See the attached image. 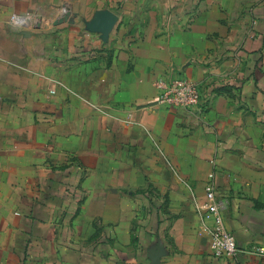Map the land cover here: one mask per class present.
<instances>
[{
	"label": "crops",
	"instance_id": "obj_1",
	"mask_svg": "<svg viewBox=\"0 0 264 264\" xmlns=\"http://www.w3.org/2000/svg\"><path fill=\"white\" fill-rule=\"evenodd\" d=\"M173 72L202 117L156 103ZM210 181L235 258L211 251ZM260 247L264 0H0V264H264Z\"/></svg>",
	"mask_w": 264,
	"mask_h": 264
},
{
	"label": "built area",
	"instance_id": "obj_2",
	"mask_svg": "<svg viewBox=\"0 0 264 264\" xmlns=\"http://www.w3.org/2000/svg\"><path fill=\"white\" fill-rule=\"evenodd\" d=\"M14 19L21 21L20 15H13ZM158 90L156 103L169 108L188 112L192 115L202 117L208 106L207 96L196 81L174 73L162 76L157 79ZM55 90H51L54 93ZM206 202L201 211L203 218L211 220L210 225V246L212 254L220 258H235L239 254L237 240L234 234L225 226L224 217L221 211L222 202L218 199L216 185L210 181L206 186ZM256 252L264 256V247L256 249Z\"/></svg>",
	"mask_w": 264,
	"mask_h": 264
},
{
	"label": "water",
	"instance_id": "obj_3",
	"mask_svg": "<svg viewBox=\"0 0 264 264\" xmlns=\"http://www.w3.org/2000/svg\"><path fill=\"white\" fill-rule=\"evenodd\" d=\"M69 14H70V13L67 12L66 15H64V16L61 17V18H59L57 21H55V24L63 23V22L67 19V17H68Z\"/></svg>",
	"mask_w": 264,
	"mask_h": 264
}]
</instances>
